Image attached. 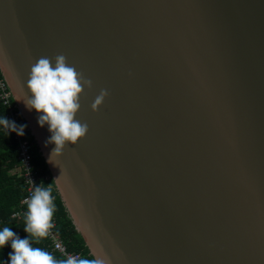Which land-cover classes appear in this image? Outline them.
<instances>
[{
  "label": "water",
  "instance_id": "obj_1",
  "mask_svg": "<svg viewBox=\"0 0 264 264\" xmlns=\"http://www.w3.org/2000/svg\"><path fill=\"white\" fill-rule=\"evenodd\" d=\"M57 54L91 85L53 164L24 100ZM0 68L92 259L264 264V0H0Z\"/></svg>",
  "mask_w": 264,
  "mask_h": 264
},
{
  "label": "clouds",
  "instance_id": "obj_2",
  "mask_svg": "<svg viewBox=\"0 0 264 264\" xmlns=\"http://www.w3.org/2000/svg\"><path fill=\"white\" fill-rule=\"evenodd\" d=\"M90 85L89 80L66 63L63 54H57L51 59L41 56L31 64L26 81V89L30 95L24 100V104L27 109L37 113L36 122L40 127L47 126L50 135L44 143L54 145L48 156L49 162L55 164L52 157L58 158L65 145L74 146L85 136L87 125L75 117L82 89ZM105 95L106 92L101 89L90 106L93 111L101 105ZM25 127L23 123L17 124L5 115H0V130H6L7 134L12 132L23 136ZM26 200L24 237H20L6 224L0 226V249L6 245L10 249L6 264H101L95 259L76 258L73 255L57 259L49 251L33 246L36 240L48 235L54 209L53 197L49 187L39 183L35 184Z\"/></svg>",
  "mask_w": 264,
  "mask_h": 264
},
{
  "label": "trees",
  "instance_id": "obj_3",
  "mask_svg": "<svg viewBox=\"0 0 264 264\" xmlns=\"http://www.w3.org/2000/svg\"><path fill=\"white\" fill-rule=\"evenodd\" d=\"M5 114L6 106L0 99V115ZM20 118L22 119L21 115ZM23 124H25L24 121ZM26 137L34 143L33 138L27 129ZM32 155L33 164L35 169H37L38 177L42 181V184L44 186L49 185L52 188V202L54 209L51 217L56 221L57 233L61 235L63 241L70 247L71 250L80 252L84 257L92 259L89 256L88 250L85 247L80 234L75 229L68 211L61 202L60 197H58L55 192L46 167L37 152L35 143ZM45 178L47 180L44 182L43 180ZM26 195L27 193L23 178V171L18 159L17 141L11 132L7 134L6 130H0V226L6 224L20 237H24L25 235L23 231V215L21 217H13V214L21 213L22 210L26 211V206H21V201L24 197H26ZM33 246L41 247L48 251L45 237L36 240ZM9 251L10 249L7 245L3 249H0V262H3V264H6L7 253Z\"/></svg>",
  "mask_w": 264,
  "mask_h": 264
},
{
  "label": "built area",
  "instance_id": "obj_4",
  "mask_svg": "<svg viewBox=\"0 0 264 264\" xmlns=\"http://www.w3.org/2000/svg\"><path fill=\"white\" fill-rule=\"evenodd\" d=\"M0 99L2 100L3 104L6 106V114L5 116L13 121H15L17 124L23 123L22 119L20 118V113L17 111L16 102L13 98V94L2 75V71L0 68ZM26 129H24V135L23 136H17L15 133H12L15 140L18 144V159L20 161V166L23 171V178L26 186V197L23 198L21 201V206H26L27 200L26 198L29 197L33 191V188L35 187V184L41 183V186H44L42 184V181L38 177L37 169H35V166L33 164V149H34V143L31 142L26 137ZM47 179L45 178L43 181L45 182ZM49 187L51 195H52V188ZM24 210L21 211V213H15L14 216L21 217L24 215ZM50 228L48 230V235L46 238V247L48 248V251L57 259L65 258L67 255H73L76 258L84 257L82 253L71 250L70 247L63 241V238L60 234L56 231V221L54 218H50Z\"/></svg>",
  "mask_w": 264,
  "mask_h": 264
}]
</instances>
